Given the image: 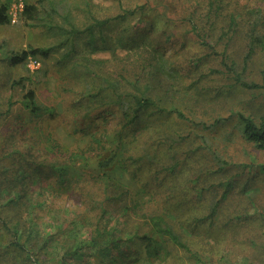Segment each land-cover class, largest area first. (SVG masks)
<instances>
[{
  "label": "rangeland",
  "instance_id": "374dc122",
  "mask_svg": "<svg viewBox=\"0 0 264 264\" xmlns=\"http://www.w3.org/2000/svg\"><path fill=\"white\" fill-rule=\"evenodd\" d=\"M128 1L135 4L139 0ZM147 1L151 8L158 3L157 10L138 18L116 20L120 13L115 5L118 0H0L9 5L11 19L8 25L0 26V103L5 102L18 75L32 77L25 84L26 91L35 89L41 102L63 106L69 116L51 121L55 133L67 145L85 147L89 136L67 133L77 125H93V118L81 120L75 115V91L97 92L101 87L102 82L89 72L119 79L127 62L123 57L133 51V41L128 45L120 43L125 38L124 29L137 42L147 39L149 51L168 57L172 65L166 66L167 87L150 65L152 85L144 78L140 88L150 85L153 95H159L168 109L175 104L183 117L165 112L156 122L154 118L145 131L138 127L135 148L131 146L129 151L133 138L127 137L125 146H120L116 134L107 137L105 157L118 154L116 164L107 169L108 174L131 188L132 193L126 199L127 213L124 204L111 208L112 221L120 224L133 217L137 225L144 223L145 214H167L169 224L179 229L190 252L169 243L165 251L169 255L156 258L151 264H264V151L245 139L240 121L241 114L259 117L264 113V51H251L247 58L253 29L264 35V0H216V5L224 8L214 28H208L210 40L216 45L214 52L191 34L184 19L197 8L202 9L204 0ZM162 10L166 12L159 15ZM14 13L16 21L12 20ZM232 14L236 17L233 24ZM93 17L111 21L102 28L96 26L90 36L87 28L94 23ZM31 47H50L51 55L12 65V55H20ZM226 47L227 51H223ZM223 55L243 80L261 88L238 84L225 72ZM127 75L132 77L131 72ZM69 90L71 93H67ZM22 93L17 92L15 99H20ZM21 110L18 107L0 119V134L16 135L14 146L24 143L26 148L27 139L31 138V146L37 143L46 122L35 117L26 124L29 115ZM110 126H115V122ZM130 153L149 156L155 163L147 158L151 166L137 171L134 165L125 166L130 163ZM158 159L165 167L156 164ZM93 164L91 169L97 171L96 163ZM138 176L147 183L146 188L136 182ZM36 197L32 196L34 200ZM133 197L140 201V208ZM61 203L54 202L55 218L43 216V222H37L44 235H55L61 227L67 230L73 226L72 220L81 217L77 203L68 201L64 207ZM75 221L79 223H75V231L87 237L84 224ZM12 255L8 251L0 253V264H10Z\"/></svg>",
  "mask_w": 264,
  "mask_h": 264
},
{
  "label": "trees",
  "instance_id": "16d2710c",
  "mask_svg": "<svg viewBox=\"0 0 264 264\" xmlns=\"http://www.w3.org/2000/svg\"><path fill=\"white\" fill-rule=\"evenodd\" d=\"M204 1L206 5L202 9L197 8L184 19L191 34L204 47L214 52L217 49L210 40L208 28H214L215 21L221 17L224 7L216 5V0ZM115 5L120 12L115 17L116 20H125L129 16L138 18L158 8V3L151 8L147 0H139L135 4L128 0H118ZM8 11L9 5L0 3V26L11 22ZM165 12L166 10H162L158 14ZM31 18L36 20L34 15H31ZM93 18L94 23L87 28L90 36L94 35L96 26L102 28L111 21L110 18L104 20ZM235 20L236 17L232 14L231 24ZM49 24L46 23L45 26ZM122 34L125 38H121L120 43L128 45L133 41L130 46L133 51L123 57L127 62L119 73V79L104 77L99 72H89L102 82L101 87L97 92L75 91L77 96L74 105L75 115L81 120L93 118V125L84 128L73 124L74 130L68 129L67 133L80 132L83 137L89 136L90 142L85 147L75 143L67 145L55 133L56 129L51 121L69 116L63 111V106L41 102L35 89L26 91L25 84L32 80V77L18 75L11 83L5 102L0 103V119L21 107V111L26 110L29 115L26 124L35 117L46 122L41 127L42 133L40 132L37 143H32L31 146V138L27 139L26 148L24 143L14 146V139H18L16 135L0 134V247L4 249L0 250V253L3 254L5 251L14 253L10 264H137L141 260L143 264H151L154 259H163L169 255L165 253L169 243L190 252L179 229L169 224L166 213L145 214L144 223L140 222L137 225L133 217L120 224L112 221L110 217L114 205L124 204L127 208L125 212L129 211L126 199L132 193L131 188L117 183L108 174L107 169L116 164L118 154L114 152L110 157H105L109 145L107 137L116 134L120 146L121 144L125 146L127 137L133 138L128 147L129 151L131 146L135 148V140L139 136V131L136 130L138 127L141 126L145 131L149 128H146L147 125L156 122V118L165 112L176 113L179 118L183 117L175 104H171L168 109L159 95H153L150 92V85L146 84L144 89L140 88L144 78L146 83L151 84L149 77L154 76H151L148 70L150 65L156 69L155 73L160 74V78L162 76L164 85L168 86L166 66L172 65L168 57L149 51L150 41L147 39L137 42L134 35L129 37L127 29H124ZM257 49L264 51V35L253 29L247 58L250 57L251 51ZM50 50V47H31L20 55H12L9 60L16 66L26 63L28 58L37 56L48 58L51 55ZM223 51H227V47ZM221 63L225 72L241 86L249 89L261 88L256 83L243 80L241 74L235 71L233 64L228 63L225 55L222 56ZM173 71L174 69H171L170 72ZM130 72L131 78L127 75ZM22 91L23 96L15 99L17 92L21 94ZM240 121L245 139L264 151V113L259 117L241 114ZM112 122H115V126H110ZM145 156L130 153L128 156L130 163L125 166L134 165L137 171H142L148 165L149 156L147 158ZM154 159L157 160L156 157ZM160 160L158 159L156 164L160 163L165 167ZM93 163H96L97 171L91 169ZM151 163L155 162L152 160ZM160 172L157 170V173ZM135 178L141 188H146V182L139 180V176ZM32 196L37 197L34 200ZM57 200L62 201V207L68 201L79 205L81 217L76 219L84 224L83 232L88 234L87 237L75 231V223H78L76 219L71 221L72 227H68L67 230L61 227L55 235L42 233L37 222H43L41 220V218L44 220L43 216L55 218L53 208ZM132 201L140 208V201L137 198L133 197ZM181 213L186 215V212ZM72 230L73 233L70 234Z\"/></svg>",
  "mask_w": 264,
  "mask_h": 264
},
{
  "label": "built area",
  "instance_id": "2783aa9c",
  "mask_svg": "<svg viewBox=\"0 0 264 264\" xmlns=\"http://www.w3.org/2000/svg\"><path fill=\"white\" fill-rule=\"evenodd\" d=\"M16 16L17 14L14 13L13 18H12L13 21H16V18H17Z\"/></svg>",
  "mask_w": 264,
  "mask_h": 264
}]
</instances>
